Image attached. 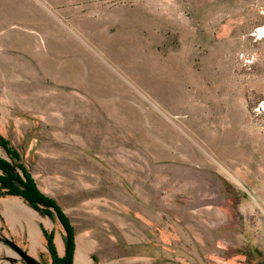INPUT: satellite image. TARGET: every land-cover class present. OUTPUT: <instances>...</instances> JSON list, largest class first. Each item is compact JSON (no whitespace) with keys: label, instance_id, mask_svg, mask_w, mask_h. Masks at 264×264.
<instances>
[{"label":"rangeland","instance_id":"1","mask_svg":"<svg viewBox=\"0 0 264 264\" xmlns=\"http://www.w3.org/2000/svg\"><path fill=\"white\" fill-rule=\"evenodd\" d=\"M263 27L264 0H0V160L94 264H264ZM43 230L66 251L0 186V264H50Z\"/></svg>","mask_w":264,"mask_h":264},{"label":"trees","instance_id":"2","mask_svg":"<svg viewBox=\"0 0 264 264\" xmlns=\"http://www.w3.org/2000/svg\"><path fill=\"white\" fill-rule=\"evenodd\" d=\"M0 146L7 149V152L11 154V151L7 148V144L0 140ZM0 186L7 194L13 196H20L24 198L31 206L37 207L38 204L44 205L46 208H51L56 213L57 218L63 225L64 230L67 233L66 239V252L64 257L59 258L53 243L52 234H48L46 231H42L47 240V249L51 258L52 264H72V256L74 251L73 243V231L67 222L65 216L61 213L55 202L45 196H43L32 179L28 174H24L22 177L16 172V169L6 161L0 160Z\"/></svg>","mask_w":264,"mask_h":264},{"label":"bare ground","instance_id":"3","mask_svg":"<svg viewBox=\"0 0 264 264\" xmlns=\"http://www.w3.org/2000/svg\"><path fill=\"white\" fill-rule=\"evenodd\" d=\"M264 32V27L259 29V33ZM260 109L264 110V101L262 103V106ZM6 208L12 212L18 213L20 216L24 217L26 215L35 217L36 213L25 206L22 202L16 201V202H11L5 204ZM9 213V212H7ZM34 231V229H33ZM36 232V231H35ZM34 232V233H35ZM36 234V233H35ZM56 246L59 254H62L64 251V244L63 241L60 237H57L56 241ZM89 247H90V242L86 237V234L84 232L78 234L77 236V241H76V254H75V263L74 264H89L90 260L88 258V252H89ZM33 249L30 251L33 253L34 251V246L32 247ZM0 249L2 247L0 246Z\"/></svg>","mask_w":264,"mask_h":264},{"label":"water","instance_id":"4","mask_svg":"<svg viewBox=\"0 0 264 264\" xmlns=\"http://www.w3.org/2000/svg\"><path fill=\"white\" fill-rule=\"evenodd\" d=\"M9 245L23 260L27 262V264H35L32 258L26 252L22 251L20 248H18L15 244L11 242H9Z\"/></svg>","mask_w":264,"mask_h":264},{"label":"crops","instance_id":"5","mask_svg":"<svg viewBox=\"0 0 264 264\" xmlns=\"http://www.w3.org/2000/svg\"><path fill=\"white\" fill-rule=\"evenodd\" d=\"M54 242V241H53ZM73 243H74V251H73V256H72V264H74L75 263V252H76V237H74V235H73ZM57 251V256L59 257V258H62V257H64V255H65V248H64V251H63V253L62 254H59V252H58V250H56ZM50 264H52L51 263V260H50ZM89 264H94V263H92V262H90ZM99 264H104V263H99ZM110 264V263H109Z\"/></svg>","mask_w":264,"mask_h":264},{"label":"flooded vegetation","instance_id":"6","mask_svg":"<svg viewBox=\"0 0 264 264\" xmlns=\"http://www.w3.org/2000/svg\"><path fill=\"white\" fill-rule=\"evenodd\" d=\"M17 197H20V196H17ZM20 198H22V197H20ZM22 199H24V198H22ZM25 200V199H24ZM26 201V200H25ZM27 202V201H26ZM28 203V202H27ZM39 205H42V204H38V206ZM42 207H43V211L45 210V206L44 205H42ZM55 213V212H54ZM55 216H56V213H55ZM56 218H57V216H56ZM57 220H58V222L60 223V221H59V219L57 218ZM60 225L62 226V228L64 229V227H63V225L60 223ZM65 231V230H64ZM65 235H66V239H67V233H66V231H65Z\"/></svg>","mask_w":264,"mask_h":264}]
</instances>
